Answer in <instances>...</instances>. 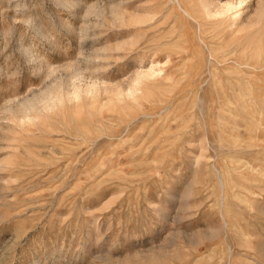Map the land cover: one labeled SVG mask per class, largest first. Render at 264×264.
I'll list each match as a JSON object with an SVG mask.
<instances>
[{
    "label": "rangeland",
    "instance_id": "rangeland-1",
    "mask_svg": "<svg viewBox=\"0 0 264 264\" xmlns=\"http://www.w3.org/2000/svg\"><path fill=\"white\" fill-rule=\"evenodd\" d=\"M0 264H264V0H0Z\"/></svg>",
    "mask_w": 264,
    "mask_h": 264
},
{
    "label": "bare ground",
    "instance_id": "bare-ground-1",
    "mask_svg": "<svg viewBox=\"0 0 264 264\" xmlns=\"http://www.w3.org/2000/svg\"><path fill=\"white\" fill-rule=\"evenodd\" d=\"M35 97H37V96H34V97L30 98V99H23V101H22L21 104H23V103H25V102H29V101H31L32 99H34ZM35 99L38 100V98H35Z\"/></svg>",
    "mask_w": 264,
    "mask_h": 264
}]
</instances>
